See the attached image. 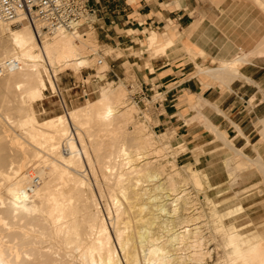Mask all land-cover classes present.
I'll list each match as a JSON object with an SVG mask.
<instances>
[{"label":"bare ground","instance_id":"bare-ground-1","mask_svg":"<svg viewBox=\"0 0 264 264\" xmlns=\"http://www.w3.org/2000/svg\"><path fill=\"white\" fill-rule=\"evenodd\" d=\"M253 1L264 12V0ZM15 26L0 24V64L20 62L0 76V264H203L207 252L195 222L200 215L191 214L197 208L188 186L202 191L204 185L213 189L221 182L190 163L171 165L168 172L166 163L149 158L151 148L160 154L187 147L179 138L162 143L160 136L146 132V123L134 120L137 104H125L122 82H108L95 100L85 98L84 105L39 121L33 103L48 89L58 92L60 73L108 67L105 57L113 50L98 54L95 30L49 35L27 22ZM147 40L154 55L183 49L178 40L156 31ZM189 53L193 61L205 55ZM258 56H264V35L248 51L214 58V67L195 66L198 73L228 86L242 77L240 66ZM198 114L226 148L220 166L229 187L251 169L264 186V158L257 147L256 156L249 157ZM258 125L264 143V117ZM198 197L210 204V222L218 223L223 235L225 264H264V234L257 226L222 223L243 212V206L221 213L216 207L228 198L214 203L204 192Z\"/></svg>","mask_w":264,"mask_h":264},{"label":"crops","instance_id":"crops-1","mask_svg":"<svg viewBox=\"0 0 264 264\" xmlns=\"http://www.w3.org/2000/svg\"><path fill=\"white\" fill-rule=\"evenodd\" d=\"M215 2L90 0L96 10L92 28L101 47L122 51L120 56H107L110 71L107 77L114 79L116 75L119 80L133 77L134 97L151 101L153 129L174 130L176 138L188 147L186 157L190 162L196 163L192 153L196 151L198 164L202 163L205 170L210 171V162L217 167L211 180L218 182L225 176L221 161L211 154L220 142L206 129L198 113L226 132L237 147L248 149L255 125L264 117V56L241 65L242 77L232 80L229 87L198 73L195 65L213 66L216 57L231 56L240 49L248 51L264 35V12L245 0L228 1L219 7ZM151 31L178 40L183 49L154 55L147 47ZM189 50L205 55H197L193 61ZM195 102L198 104L192 109Z\"/></svg>","mask_w":264,"mask_h":264},{"label":"rangeland","instance_id":"rangeland-1","mask_svg":"<svg viewBox=\"0 0 264 264\" xmlns=\"http://www.w3.org/2000/svg\"><path fill=\"white\" fill-rule=\"evenodd\" d=\"M228 1L233 2L235 0H225V1L222 0L220 3H218L216 5L219 7V5L221 3L227 4ZM245 1L251 2L260 11L258 6L252 0H245ZM222 12H223V10H222ZM16 26H18V25H16ZM144 29H146V28L144 27ZM87 31H94V29L92 27H90ZM95 35H96V32H95ZM96 39H97V37H96ZM97 42H98V40H97ZM110 49H112V48L111 47H105V48L101 47V43L98 42V50L97 51H98L99 55H103L105 50H110ZM113 51L111 54H108L107 56L117 57V56H120V54H122V51H119V50H113ZM107 56L105 57L106 62L108 61ZM213 61H212V63H214V65L211 67H214L216 64L215 61L214 62ZM107 64H108V62H107ZM108 69H109V66L104 67L102 69L101 68L99 69V66L95 65L92 68L81 69V71L77 74H75L71 70H67L63 73H60L57 76V81H56V83L58 84L57 90L59 87L60 91H62V95L65 99L67 108L63 107V105H62V107H63V110H62V108L59 104L58 97L53 95L51 93V91L48 89L44 92V96H43L42 100H38V101L33 103V109L35 111L37 119L39 121H43V120L55 117L57 115L64 114L66 110H72V109H75L77 107L84 105L85 100L82 98H79L80 89L70 90V87L72 86L73 81L81 80L82 76H86L87 74H92L95 71L96 72L98 70L107 71ZM128 73H129V70L127 69V74ZM85 81H87V80L85 79ZM111 81L114 83L113 84L114 86H116L117 84H119L121 82L124 84L125 89H126V95H127L125 104L126 105H131L134 103L137 104V107L139 108V112L135 114L134 120L138 121V122H142L144 124L146 123V129H147L146 132L155 133L158 137L160 136L159 139H161L162 143H168L169 144V142L170 143L173 142V139H175L177 137L174 130L155 131V129H153L154 123H153L151 115H150L151 114V112H150L151 101L148 99H144L142 102L143 104L138 103L136 101L137 99L134 98V93L136 92V86H135V82H134L133 77L128 76L124 80L123 79L119 80V78H118V80L108 78V81H106V82L108 83ZM107 83L99 84L101 86L99 88V92H100V89L103 86H105ZM89 85L93 86L94 83H92L90 81ZM98 96H99V93L97 92L93 97H90L88 99L90 101H93L96 98H98ZM157 97H158V94L155 95L156 99H157ZM155 98H153V100H156ZM145 115H147V120H145V118H144ZM257 127H259L258 122L255 125V131L252 134L251 143H250V141L248 142V143H250V146L248 149H243V148L237 147L234 143L233 144L237 148L242 149L249 157H255L256 156V150L254 149V147L256 146L257 150L261 153L262 157L264 158V143H262V141L260 139ZM165 135L168 136V138H166ZM216 140H218V139L216 138ZM230 140H232V139H230ZM218 141L221 144L218 143V145H216L217 147H216V149H214L211 156L216 157V159H219L221 161L220 165H222V160L224 158L226 148L223 146V144L220 140H218ZM172 146L176 147V145H174V144ZM171 148H173V147H171ZM151 149L147 150V152L149 153V158L152 157V159L157 160V163H160L163 165H165V163H166L165 168L167 169L168 172L170 170H172L171 165L173 167L174 165L177 164L176 167L178 168L179 166L189 164V163L194 168L200 169L202 171L204 170V172L209 174V175L213 172H214V174H216L215 172H217V170H218L214 164H213L214 166H212L211 162L209 164V165H211V166H209L210 172L203 168L202 163L198 164L199 158H198V155L195 153L196 151H192L196 163L190 162V159H188L186 157L187 156L186 153H188V150H189L188 147H187V150H185L183 152L181 150H179V151L178 150L176 151L173 149L168 150V148H167L166 152L163 151V152H160V154L159 153H157V154L153 153L154 148H151ZM150 153H153V154H150ZM201 154H204V153L201 152ZM170 162H171V164H169ZM169 166H170V168H169ZM221 170H222V168H221ZM224 176H225V174H224ZM218 182H221L220 187L209 189V187L204 185V187L202 188V191H196L194 189V187H192L191 184L188 186L189 187L188 190L192 193V194L191 193L189 194L191 196L190 199L191 200L193 199V202L195 201V204H196L195 208H197L196 211L194 210L191 214L195 213L194 216L200 215V217L195 222H197L196 225L199 226L200 235H202V238H203L202 248L204 251L207 252L204 255L203 264H225V261L227 260V257H228L225 253L226 248L223 245V243H224L223 242L224 239H222L223 235L220 234L221 232L218 231L216 228L218 223H215L212 221L210 222V220H211V216H210L211 210L209 211L210 204H206V203H208L207 200L205 201V200H202V198H201L200 199L201 201H200L199 197L197 198V196L202 195L203 192L208 197V200L213 201L214 203H220L224 199L228 198L227 202L221 203L218 207H216V209L219 210V212H221V213H224L229 207H232L235 204H240L241 206H243V208H244L243 212H241V213H239L233 217L223 219L222 223L224 225H229L230 223H234V222H235V225H237V226L252 224L251 227H248V228H252V227L256 228L255 226H257L259 229L257 228L256 230L261 231L264 234V224H263L264 223V186L261 183L260 175L255 171V169L245 170V171L243 170V172H241V176L238 180L237 185L233 186L232 188H230L228 183H226V177L224 180L218 181ZM253 184L254 185L256 184L255 187ZM250 186H253V187H250ZM247 187L248 188L250 187V189L249 190L246 189L247 190L246 192L242 191L243 189H245ZM240 191H242V192H240ZM236 193H238L239 196L232 199ZM190 210H192V209L190 208ZM225 255H226V257H225Z\"/></svg>","mask_w":264,"mask_h":264},{"label":"built area","instance_id":"built-area-1","mask_svg":"<svg viewBox=\"0 0 264 264\" xmlns=\"http://www.w3.org/2000/svg\"><path fill=\"white\" fill-rule=\"evenodd\" d=\"M95 11L90 0H0V24L14 26L27 22L49 35L59 31L82 35L92 27ZM19 66L18 60H4L0 64V76ZM108 73H110L109 69L82 76L81 80L73 81L70 90L80 89L79 98L84 100L93 97L97 92L99 93L101 87L99 84L107 83ZM114 80H118L116 75ZM90 81L94 83L93 86L89 85ZM52 94L58 97L62 110V104L67 108L59 87L58 93ZM136 101L143 102L141 99Z\"/></svg>","mask_w":264,"mask_h":264}]
</instances>
